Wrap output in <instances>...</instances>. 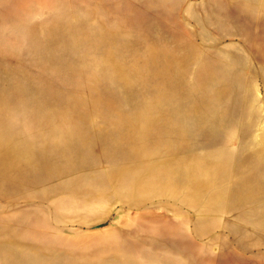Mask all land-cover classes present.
<instances>
[{
    "label": "rangeland",
    "instance_id": "obj_1",
    "mask_svg": "<svg viewBox=\"0 0 264 264\" xmlns=\"http://www.w3.org/2000/svg\"><path fill=\"white\" fill-rule=\"evenodd\" d=\"M0 264H264V0H0Z\"/></svg>",
    "mask_w": 264,
    "mask_h": 264
}]
</instances>
